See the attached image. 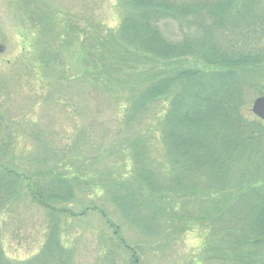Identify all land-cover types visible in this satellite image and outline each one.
Wrapping results in <instances>:
<instances>
[{
  "label": "trees",
  "instance_id": "1",
  "mask_svg": "<svg viewBox=\"0 0 264 264\" xmlns=\"http://www.w3.org/2000/svg\"><path fill=\"white\" fill-rule=\"evenodd\" d=\"M116 1L121 20L112 31L97 22L84 24V1L75 0L78 5L72 6L74 1L63 0L57 8L45 3L51 18L47 41L33 55L37 68L58 80L87 81L97 111L115 109L126 133L152 104H163L149 118L159 119L153 137L156 133L160 138L166 162L162 169L145 168L148 150L134 137L127 150L133 161L129 174L142 195L106 190L113 210L118 207L119 219L126 214V223L144 227L146 240L157 242L166 236L167 217H177V204L159 199L195 192L206 182L202 193L220 204L211 219L221 252L215 259L221 264H264V124L244 114L249 96L264 93V0ZM66 3L70 7L65 10ZM36 21L40 23L30 15L25 26L32 35L28 46L38 32ZM20 36L25 39V32ZM106 90L108 98L103 97ZM2 135L7 134L0 129V205L12 201L21 184L26 198L47 211L55 224L57 214L67 212L57 205H71L74 198L73 184L61 176L64 165L53 150L40 145L43 153L30 161L32 174L13 161ZM83 137L81 132L75 136L77 145ZM198 168L203 174L196 178L192 170ZM154 173L175 174L177 182L164 184ZM103 211L99 213L108 219ZM131 250L137 261L136 250Z\"/></svg>",
  "mask_w": 264,
  "mask_h": 264
},
{
  "label": "rangeland",
  "instance_id": "2",
  "mask_svg": "<svg viewBox=\"0 0 264 264\" xmlns=\"http://www.w3.org/2000/svg\"><path fill=\"white\" fill-rule=\"evenodd\" d=\"M72 1V6L78 5L75 0ZM83 1L88 7L84 24L94 26L97 22L106 30H115L121 20L116 0H80ZM45 3L57 8L63 5V0H0V129L7 134L2 135L1 139L9 142L13 161L20 168H28L32 174L35 171L30 163L32 157L43 153L39 146H46L49 152L53 150L64 165L61 176L73 184L74 198L71 205H57V209L65 208L67 212L57 214L54 224L47 211L26 198L20 184L14 199L0 205V262L221 264L215 259V256L221 255L219 241L218 238L213 239L211 232V226L215 225L211 219L218 209L216 205L220 204L212 203L218 200L207 199L205 192L202 193L207 187L206 182L197 186L195 192L163 195L159 199L160 202L169 199L177 204V217L172 220L165 218L168 231L165 237L160 236V241L148 242L143 235L146 233L144 227L132 228L131 224L126 223L130 222L126 214L123 213L119 219L115 211L118 207L113 210L105 191L114 189L142 195L136 191L142 190L141 186L132 173L129 174L133 161L127 150L133 138L138 137L148 150L147 165L143 166L149 171L154 166L162 169L161 163L166 162L160 138L156 133L153 137V132L159 129L156 124L159 119L149 118L154 117L152 111L163 104L154 107L152 104L150 112L136 122L131 132L126 133L120 123L122 117L116 114L115 109L107 107L102 113L97 111L94 92L91 94L89 91L87 81L58 80L56 74L38 69L33 59L34 51L47 41V28L51 20ZM69 7L66 3L64 9ZM30 15L40 21H36V27L41 35H36V30L33 43L28 46L26 41L32 35L25 26ZM172 28L177 31L173 24ZM174 30H171L172 34ZM22 31L25 32V39L20 36ZM23 47L25 50H22ZM123 69L128 67L124 66ZM107 94L108 90L103 97L108 98ZM256 98L249 96L244 112L249 120L252 116L250 107ZM109 100L112 102V99ZM79 132L84 140L77 145L75 136ZM31 134H34L36 142ZM37 138L42 144L38 143ZM1 159L4 160V157L1 156ZM67 165L69 168H65ZM170 171L174 172L175 169ZM202 174V168L192 170V176L196 178ZM153 175L167 185L177 182L174 181L175 174ZM227 182H230L229 178ZM212 205V208H216L209 210ZM102 209L108 219L99 213ZM152 220L155 223V218ZM158 231L161 232L162 228L159 227ZM51 234L54 240L52 247L49 246ZM48 246L52 249L50 253ZM131 248L136 250L137 261L135 257L132 258Z\"/></svg>",
  "mask_w": 264,
  "mask_h": 264
},
{
  "label": "water",
  "instance_id": "3",
  "mask_svg": "<svg viewBox=\"0 0 264 264\" xmlns=\"http://www.w3.org/2000/svg\"><path fill=\"white\" fill-rule=\"evenodd\" d=\"M252 113L264 121V97L255 100Z\"/></svg>",
  "mask_w": 264,
  "mask_h": 264
}]
</instances>
